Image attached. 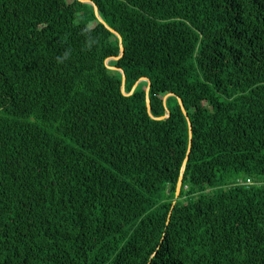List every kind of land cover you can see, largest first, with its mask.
Wrapping results in <instances>:
<instances>
[{
  "label": "trees",
  "instance_id": "trees-1",
  "mask_svg": "<svg viewBox=\"0 0 264 264\" xmlns=\"http://www.w3.org/2000/svg\"><path fill=\"white\" fill-rule=\"evenodd\" d=\"M90 1L0 0V264H264V0Z\"/></svg>",
  "mask_w": 264,
  "mask_h": 264
},
{
  "label": "water",
  "instance_id": "water-1",
  "mask_svg": "<svg viewBox=\"0 0 264 264\" xmlns=\"http://www.w3.org/2000/svg\"><path fill=\"white\" fill-rule=\"evenodd\" d=\"M83 2L85 3H89L91 4L92 6H94L95 8V13H96V16L98 18V20H100L102 23L105 24L104 20L102 19V17L100 16L99 14V11H98V8L97 6L95 5V3L91 2L90 0H82ZM113 31V30H112ZM113 33L119 38V45H120V54L118 57L116 58H111V59H118L122 54H123V41H122V38L121 36L119 35V33L113 31ZM109 60V59H108ZM114 68V67H113ZM122 75H123V81H122V91L125 93V76H124V73L122 72ZM142 80H147L148 81V86H147V89H146V97H147V108H148V113L151 115V106H150V101H149V98H148V93H149V89H150V81L146 78H142L140 80H138L133 88H132V91L127 93V94H131L133 92V90L137 87V85L139 84L140 81ZM179 103L181 105V108H182V111L184 112L185 116H186V119L188 121V125H189V145H188V150H187V154H186V157L184 159V162H183V165H182V169H181V176L179 178V181L177 183V188H176V199L179 197V194H180V190H181V184H182V173L184 172V169H185V165H186V162H187V159L189 157V153H190V150H191V143H192V124L190 122V118L183 106V102L179 99ZM167 116V115H166ZM164 117H160V119H162ZM159 119V118H158ZM176 200L173 202V205L175 204ZM173 207V206H172ZM170 215H171V211L169 213V216H168V221L167 223L169 222V219H170Z\"/></svg>",
  "mask_w": 264,
  "mask_h": 264
},
{
  "label": "built area",
  "instance_id": "built-area-1",
  "mask_svg": "<svg viewBox=\"0 0 264 264\" xmlns=\"http://www.w3.org/2000/svg\"><path fill=\"white\" fill-rule=\"evenodd\" d=\"M238 182H239V183H242V184L245 183V184H247V185H249V184L252 183L251 179H249V178H247L246 180H241V179H239Z\"/></svg>",
  "mask_w": 264,
  "mask_h": 264
},
{
  "label": "rangeland",
  "instance_id": "rangeland-1",
  "mask_svg": "<svg viewBox=\"0 0 264 264\" xmlns=\"http://www.w3.org/2000/svg\"><path fill=\"white\" fill-rule=\"evenodd\" d=\"M69 1H72V0H69Z\"/></svg>",
  "mask_w": 264,
  "mask_h": 264
}]
</instances>
